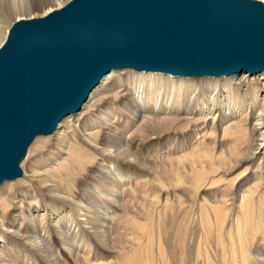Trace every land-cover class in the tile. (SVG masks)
<instances>
[{
    "label": "bare ground",
    "instance_id": "1",
    "mask_svg": "<svg viewBox=\"0 0 264 264\" xmlns=\"http://www.w3.org/2000/svg\"><path fill=\"white\" fill-rule=\"evenodd\" d=\"M6 1L13 10L12 19L26 15L17 18L20 21L47 16L71 0H49L34 7L31 0ZM123 70L135 72L117 76ZM242 75L244 79L247 74ZM240 76H201L195 82L196 77L163 72L128 68L109 72L81 110L59 123L51 134L55 140L33 148L30 161L29 147L20 162L21 167L27 159L26 174L21 167L19 177L25 178L16 184L18 188L6 185L19 178L0 185V264L102 260L98 256L101 240L108 243L117 222L127 220L129 205L140 200L149 186L161 184L164 174L179 169L176 140L180 139L167 144L169 138L165 140L160 124L176 133L184 130L183 141L191 149L193 142L204 145L210 133L235 138L226 152L228 143L215 142L213 148L222 152L206 154L211 161H203L202 156L193 161L195 181L202 183L207 173L226 168L225 184L238 197L235 201L228 195L232 202H228L224 222L233 246L232 260L237 263V255L242 264H264V83L249 81L245 86L236 82ZM39 137L43 136L33 143H39ZM143 139L165 140L164 148L151 144L144 153L140 150ZM45 156L49 158L41 163ZM242 167V172L230 178ZM92 182H96L95 190H90ZM232 211H238L235 220ZM129 222L141 232L146 230L143 223ZM149 245L121 253L114 264H141Z\"/></svg>",
    "mask_w": 264,
    "mask_h": 264
},
{
    "label": "water",
    "instance_id": "2",
    "mask_svg": "<svg viewBox=\"0 0 264 264\" xmlns=\"http://www.w3.org/2000/svg\"><path fill=\"white\" fill-rule=\"evenodd\" d=\"M264 74L257 0H71L16 21L0 46V185L38 136L79 112L113 69Z\"/></svg>",
    "mask_w": 264,
    "mask_h": 264
},
{
    "label": "rangeland",
    "instance_id": "3",
    "mask_svg": "<svg viewBox=\"0 0 264 264\" xmlns=\"http://www.w3.org/2000/svg\"><path fill=\"white\" fill-rule=\"evenodd\" d=\"M2 1L3 0L0 1V24L4 29L0 26V44L17 18L26 17V15H22L13 17L12 19L11 15L13 10L11 9V5L6 0ZM48 1L49 0H31V4L34 7ZM133 72L135 71H117V76L124 77ZM242 76L243 75L235 79L236 82L241 81L242 85L245 86L250 82L257 84L264 83L262 80L264 75L262 74H247L244 79H242ZM193 80L196 82L199 81V78L196 77ZM240 91L245 93L246 88H242ZM205 96L207 95H204V97ZM74 117L76 118V116ZM158 129L166 134L165 140L167 138H169V140H153L151 142V140L146 141L143 139L140 150L144 153L149 151L151 149V144H156L155 146L164 148V141L170 144L177 137L180 139V142L176 140L178 151L177 159L180 158L179 160H181L180 164H178L179 169L164 174L161 184L157 183L158 185L154 187L149 186L150 188L144 191V195L140 200L129 205V211L125 214L127 220L123 219L117 222L118 226L113 229L112 236L108 243L105 239L101 240L102 246L99 251L101 253L98 252V256L104 257L102 259L103 261H90V264H108L109 262L114 264L121 253H132L137 250L139 246L147 243L150 245L149 248L144 251L141 264H234L235 258L231 256L233 254V252H231L233 246H231V242L229 243L230 238H228V234H226L227 228L225 226V218L226 214L228 215L229 212L228 195H230V198L234 197L232 199L236 201L238 199L237 192L234 188L228 190L225 184L226 176L223 174V171H225L224 169L226 168H221L218 172L207 173L206 179L202 181V183L197 184L194 173L196 169L193 168V161L199 159V156L204 157L203 161L205 162L211 161L212 159L205 156L206 154L212 152L216 154V156H219L222 152V149L213 148L215 142L219 143L223 141V144L228 143L225 150L226 152L229 146L233 145L232 142L235 141V138L231 137V139H227L222 133L216 136L210 133L204 145H199V141L193 142L194 147L191 149L186 146V141H183V136L186 135L184 130H180V132L176 133L174 131H169L168 128L162 124L158 125ZM157 135L156 133L152 138L157 137ZM54 140L55 135L39 137V143H35V141L31 145L28 154L29 157L27 156V159L30 161V158H33L35 152L33 148L35 146L38 148L41 143L45 141L53 142ZM47 158L49 157H42L39 161L42 163ZM220 160L221 156L217 162ZM25 162L21 167L26 174ZM243 170L244 167L237 169L230 178L236 177V175ZM24 178L23 176L16 181L8 182L9 185L7 184L6 186L12 185L17 189L18 185L16 184ZM92 183L90 190H95L96 182ZM3 188L2 190H4ZM134 191H136V189H134ZM86 193H89L88 189L85 191V194ZM231 202L232 200L229 203ZM237 212L238 211H232V217H235L236 214H238ZM235 219L236 217L234 220ZM129 221L143 223L146 226V230L144 232L137 230L133 227L134 223L130 225ZM206 221L208 224H206ZM234 237L236 241V236L234 235ZM261 244L264 248V241H262ZM235 245L234 248H237V245L236 247ZM110 248H112V251H110ZM237 251H239V248ZM235 257L238 260L237 263L240 262L239 264H242L241 258L237 257V255ZM224 259H226V261ZM227 260L229 261L227 262ZM237 263L235 262V264Z\"/></svg>",
    "mask_w": 264,
    "mask_h": 264
}]
</instances>
